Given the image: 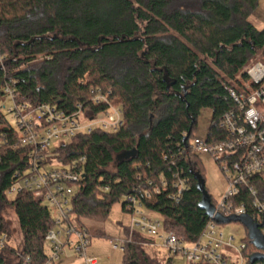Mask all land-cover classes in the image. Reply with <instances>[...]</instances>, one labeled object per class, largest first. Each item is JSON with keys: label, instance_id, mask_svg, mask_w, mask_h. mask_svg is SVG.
Listing matches in <instances>:
<instances>
[{"label": "trees", "instance_id": "trees-1", "mask_svg": "<svg viewBox=\"0 0 264 264\" xmlns=\"http://www.w3.org/2000/svg\"><path fill=\"white\" fill-rule=\"evenodd\" d=\"M259 1L0 0V105L7 84L18 102L31 107L48 104L74 113L82 106L97 114L108 108L94 101L98 95L120 103L123 126L118 132L81 133L51 149L55 156L50 162L70 165L81 174L73 212L91 237L116 239L88 229L86 222L105 221L116 205L131 214L128 196L161 219L165 232L187 242L201 236L212 219L200 207L202 159L189 145L205 109L212 111L208 141L228 136L221 124L236 111L230 89L247 79L245 70L258 52L264 59V28L249 21ZM4 134L8 144L0 150V231L7 234L8 244L0 250V264H25L27 259L49 264L53 213L32 193L8 195L16 176L28 167L31 148L20 144L16 129L1 113L0 137ZM133 150L134 158L117 160ZM178 173L186 183L180 201L174 198ZM253 181L264 202V183L258 177ZM235 202L252 213L248 191ZM6 207L14 209L19 223L18 248L11 245L12 232L2 216ZM129 236L126 228L123 264H159L146 255L144 235ZM243 244L251 264L261 251L248 231Z\"/></svg>", "mask_w": 264, "mask_h": 264}, {"label": "built area", "instance_id": "built-area-1", "mask_svg": "<svg viewBox=\"0 0 264 264\" xmlns=\"http://www.w3.org/2000/svg\"><path fill=\"white\" fill-rule=\"evenodd\" d=\"M5 94V101L10 99L13 103L10 113L14 117V128L20 144L31 148L28 167L16 176L8 195L14 197L32 193L52 211L54 228L48 235L49 264L58 263L67 250L79 256L85 264H100V258L90 253L92 237L89 231L73 212V198L80 186L81 174L70 165H62L54 160L50 162L49 159L55 156L51 154L54 146L78 134H90L95 130L118 132L123 126L120 103L110 100L108 95H98L94 101L108 104L107 110L93 114L79 106L74 113H67L48 104L31 107L18 102V95L10 84L6 85ZM230 95L236 111L227 114L222 121L221 127L228 134L227 138L209 142L208 138L202 140L194 137L189 147L199 157L213 158L227 180L226 194L215 207V215L249 216L260 227L264 237V202L253 181L258 177L264 183V61L252 63L247 70V79L242 81L238 89H230ZM1 105L0 112L4 113L5 106ZM7 138L6 134L0 137V150L8 144ZM175 179L177 192L174 198L180 201L186 183L179 173ZM244 190L251 197L250 214L246 205L237 206L235 202L236 196ZM125 203L131 212L130 238L134 233H141L148 238L164 231L162 220L149 215L137 197L128 196ZM219 230L220 225L212 219L195 242H187L173 232H166L163 246L170 255L184 257L188 264H248L243 255L245 244L235 247L233 238L225 242ZM126 243L125 238L115 239L112 248L124 251ZM7 244V234L0 231V250ZM226 248L231 251L225 252ZM25 264H30V260L27 259Z\"/></svg>", "mask_w": 264, "mask_h": 264}, {"label": "rangeland", "instance_id": "rangeland-1", "mask_svg": "<svg viewBox=\"0 0 264 264\" xmlns=\"http://www.w3.org/2000/svg\"><path fill=\"white\" fill-rule=\"evenodd\" d=\"M258 29L264 28V0H260L258 6L254 10L251 18L249 20ZM256 61H264L262 52H258L255 59ZM250 68L248 66L245 71ZM1 106H5L4 115L7 120L15 127V121L13 114L10 111L13 109V103L10 99H7ZM1 114V113H0ZM82 121H85L82 118ZM212 122V111L205 109L201 112L197 126L193 133V138L197 137L202 140H206L208 136V131ZM192 138V139H193ZM202 159L203 174L205 176V185L208 193L213 199V203L217 206L224 198L228 183L227 180L216 164L213 158L210 157H200ZM14 198V197H13ZM2 216L9 226L12 232L11 245L13 247H20L22 242V235L19 227L17 217L15 215L14 209L12 207H6L2 211ZM153 217V215H151ZM131 214L125 213L121 209V205H116L112 208L109 216L103 222L99 221H87V228L94 232H104L106 235L119 239V237L124 238V231L126 228L130 227ZM85 223V222H84ZM219 232H222L224 241L228 242L233 238L232 244L235 247H240L243 245L244 240L247 237L246 228L242 223H229L220 226ZM163 237V238H162ZM166 237V232H161L160 235L146 237L147 244L143 246L146 255L153 261L159 264H166L167 260L173 255H170L169 251L163 246V240ZM130 238V236H129ZM151 242V244H149ZM91 252L95 253L97 256L107 257L112 252H117L120 256H123V250H114L112 248V240L106 237L94 236L91 242ZM224 251H231L226 248ZM48 250V246H47ZM236 259V257H233ZM123 260V257H122ZM172 264H188L186 259L181 256L174 257Z\"/></svg>", "mask_w": 264, "mask_h": 264}, {"label": "water", "instance_id": "water-1", "mask_svg": "<svg viewBox=\"0 0 264 264\" xmlns=\"http://www.w3.org/2000/svg\"><path fill=\"white\" fill-rule=\"evenodd\" d=\"M188 138H186L187 140ZM185 140V141H186ZM136 156V151L133 150L131 152L122 154L117 157L119 162L128 161ZM199 181V190L202 193V200L200 203V207L202 210L206 212L209 218L213 219L217 224H229V223H242L246 230L248 231V235L250 239L253 241L255 247L261 251V253L255 254L251 258V264H255L257 262H264V237L260 232V227L256 225L248 216H232L229 218H223L219 215H215V208L211 204L210 196L207 190L205 189V183L201 178H197Z\"/></svg>", "mask_w": 264, "mask_h": 264}, {"label": "crops", "instance_id": "crops-1", "mask_svg": "<svg viewBox=\"0 0 264 264\" xmlns=\"http://www.w3.org/2000/svg\"><path fill=\"white\" fill-rule=\"evenodd\" d=\"M90 253L94 256H97L95 255V253L91 252V249H90ZM97 257L100 258V264H123V260H122L123 256L122 254L119 256L117 252H112L107 257H102V256H97ZM56 264H85V263L79 256L74 254L72 251L67 250L64 256L61 258V260Z\"/></svg>", "mask_w": 264, "mask_h": 264}]
</instances>
